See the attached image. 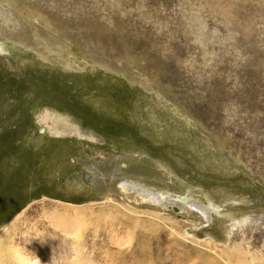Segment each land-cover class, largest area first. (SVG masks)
I'll list each match as a JSON object with an SVG mask.
<instances>
[{"label": "rangeland", "instance_id": "obj_1", "mask_svg": "<svg viewBox=\"0 0 264 264\" xmlns=\"http://www.w3.org/2000/svg\"><path fill=\"white\" fill-rule=\"evenodd\" d=\"M214 1L0 0V264L225 248L229 220L181 194L264 256V0Z\"/></svg>", "mask_w": 264, "mask_h": 264}, {"label": "bare ground", "instance_id": "obj_2", "mask_svg": "<svg viewBox=\"0 0 264 264\" xmlns=\"http://www.w3.org/2000/svg\"><path fill=\"white\" fill-rule=\"evenodd\" d=\"M260 2H261V0H260ZM213 3L218 4L219 2H218V0H216ZM219 9H220V7H219ZM229 12H231V13L234 12L235 13V8H234L233 5H229V9H225V8L223 9V13H225L228 16H229V14H228ZM230 21H232V20H230ZM233 26L236 27L237 29L240 28V26H236L235 23H234ZM245 29L248 30L249 27L246 26ZM1 40H0V53H4L6 50L4 49V44H3V42ZM89 166H90V164H89ZM94 168H96V166L90 167V169H94ZM86 175H88V177H90L91 173L86 172ZM119 187L121 188L120 190H122L124 193H128L129 191H134L144 201H148L149 203L150 202H153V203L155 202V203H158V204L159 203L163 204L164 207L168 206L166 204V200L169 197L167 196L168 197L167 198L165 196V193L156 192L158 190L154 191L152 188L147 187V185L141 184V182L138 181V180L131 179V178L124 179V180H122L119 183ZM173 198L174 197H172V199ZM143 200H142V202H143ZM174 201H175L174 203H176L177 205H181V209L182 210L187 211L190 214L199 213L203 218L206 219L207 222H210V220L213 218L214 212L216 214H218V215L224 216L225 218H227L229 220V222H225L224 221L225 224L228 225V227L226 228V236H227V240H229L228 242H230L228 245L225 246V248H223L222 250H217L214 246H208V248L213 250L212 253H208L209 249H208L207 252H204L203 250H196L195 251V249H192V248L191 249H187L186 248L185 253H183L181 255L184 258V260L186 259V257H190L191 258L192 254H196L195 257L197 256L198 261H196L194 259H191V260H194V261L184 262V263H187V264H261V262L264 261V256L263 255L259 256L258 255L259 252L257 253V251H254V249L252 251V247L251 246H252L253 243L251 244L249 241H248L249 242L248 243L246 238L245 239L243 238L244 239L242 241L243 243L242 242L241 243L240 242L236 243V241L233 240V238L231 237V235H232L231 234V232H232L231 230H233L232 229L233 226L234 227L237 226V223L239 221L234 220L233 217H232V214H230V213H226V214L225 213H221V208H223V207L218 206V205L214 206V204L211 201H210V203L205 204L201 200L197 199V197H195L193 195L190 196L189 194H181V195H179V197H177V200H174ZM225 224H224V226H225ZM206 243H212V244L217 246V244H215V243H213L211 241H208Z\"/></svg>", "mask_w": 264, "mask_h": 264}, {"label": "water", "instance_id": "obj_3", "mask_svg": "<svg viewBox=\"0 0 264 264\" xmlns=\"http://www.w3.org/2000/svg\"><path fill=\"white\" fill-rule=\"evenodd\" d=\"M41 131H43V128H42ZM84 174H85L86 178L88 179V175H86V172H84ZM176 209H178V208H176Z\"/></svg>", "mask_w": 264, "mask_h": 264}, {"label": "flooded vegetation", "instance_id": "obj_4", "mask_svg": "<svg viewBox=\"0 0 264 264\" xmlns=\"http://www.w3.org/2000/svg\"><path fill=\"white\" fill-rule=\"evenodd\" d=\"M0 167H1V165H0ZM7 168H8V164H7ZM7 168H6V169H7ZM6 169H4V170H6ZM3 177H4V176H3ZM6 178H8V177H6ZM5 180H7V179H5ZM10 186H11V185H10Z\"/></svg>", "mask_w": 264, "mask_h": 264}, {"label": "trees", "instance_id": "obj_5", "mask_svg": "<svg viewBox=\"0 0 264 264\" xmlns=\"http://www.w3.org/2000/svg\"><path fill=\"white\" fill-rule=\"evenodd\" d=\"M18 196V194H16Z\"/></svg>", "mask_w": 264, "mask_h": 264}]
</instances>
